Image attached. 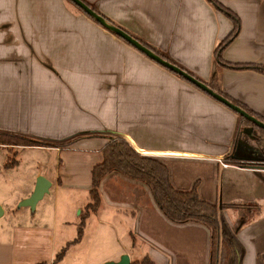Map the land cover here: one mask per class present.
Listing matches in <instances>:
<instances>
[{
	"label": "crops",
	"instance_id": "1",
	"mask_svg": "<svg viewBox=\"0 0 264 264\" xmlns=\"http://www.w3.org/2000/svg\"><path fill=\"white\" fill-rule=\"evenodd\" d=\"M85 1L199 79L216 72L225 95L264 119V74L217 66L212 50L231 21L206 0ZM217 1L239 20L221 58L264 65V0ZM235 125L229 108L67 0H0V130L48 141L80 135L62 147L26 146L54 152L46 176L54 210L35 219L22 217V206L15 209L13 223L0 226V264H102L123 253L130 261L147 255L154 264H209L208 229L170 222L144 183L117 171L102 178L100 205L89 211L82 237L54 262L77 235L79 215L91 201V170L117 135L162 162L175 189L195 185L209 203H255L236 233L239 264H264V166L225 160L250 161L232 154ZM0 148L11 153L22 146ZM45 163L35 175L48 169ZM5 211L0 204V217ZM221 214L232 225L236 212Z\"/></svg>",
	"mask_w": 264,
	"mask_h": 264
},
{
	"label": "trees",
	"instance_id": "2",
	"mask_svg": "<svg viewBox=\"0 0 264 264\" xmlns=\"http://www.w3.org/2000/svg\"><path fill=\"white\" fill-rule=\"evenodd\" d=\"M67 1L70 2L72 5H74L76 8H78L81 12H83L70 0ZM82 1L86 3L88 6H90L85 0ZM206 1L210 3L214 8L225 14L227 18L231 21V29L229 30L227 35L215 45V47L212 50V56L215 59L217 66L232 70H252L257 73L264 74V65L262 64L247 63V62L234 63V62L225 61L224 59L221 58L222 49L237 34L239 20L231 10L222 6L217 0H206ZM93 10L96 11L94 8ZM96 12L100 14L102 17H104L110 23L116 25L112 20L108 19L106 16L102 15L98 11ZM83 13L87 15L85 12ZM88 17L91 18L90 16ZM91 19L95 21L93 18ZM124 30L128 32L130 35H132L134 38H136L144 46H146L154 53L158 54L163 59H165L164 55L158 52L154 47H152L142 38L134 36L126 29ZM111 33L114 34L113 32ZM116 36L119 37L118 35ZM168 62L176 65L177 67L181 68L191 76L195 77L197 80L204 83L208 88H210L217 94L223 96L233 104L237 105L249 115L264 122V119H262L261 117L253 113L251 110L247 109L246 107L238 103L237 101L229 98L220 90L218 86V74L216 72H213L207 81H203L198 77L194 76L189 71L183 69L175 62L171 60H169ZM177 76L183 79L181 76L179 75ZM183 80L186 81L185 79ZM186 82L189 83L188 81ZM189 84L195 87L191 83ZM195 88L203 92L201 89L197 87ZM235 115H236V125L234 131L235 137L239 131V127L240 128L255 127L264 134L263 129L257 127L256 125L244 119L237 113H235ZM87 135L99 136L102 134L91 133ZM79 136L80 135H74L63 141H48L45 139H40L25 134L0 130V145L55 146V147L61 146L62 147L70 144ZM101 153H102L101 162L94 165L91 170V185L89 188V196L91 201L87 203V205L84 207L83 211L79 215L77 235L72 242L66 244L62 249H60L56 253L54 262L59 261L63 257L67 247L71 243L76 242L81 238L83 234L85 220L87 218L89 211L97 210V208L100 205L101 196L99 192V185L102 178L112 171H117L130 179L144 183L151 192L158 208L163 213L165 218L170 222L176 224L192 222V223L201 224L208 229L209 237H210L209 264H239L240 263V259L242 255V247L236 238V233L248 219V217L242 211V208L251 207V209L256 210L258 207L255 203L240 202V201L209 203L198 196L195 189V185H193L192 188H190L189 190L175 189L169 182L167 168L162 162H160L157 158L141 154L139 151L133 148V146L129 143V141L125 137L119 135L110 136L108 138V141L101 148ZM225 160H229L231 164H237V165L243 164V162H240L233 157H230L229 159L225 158ZM257 161L264 163V158L258 159ZM15 162L16 160L13 158L7 162V166L13 165ZM223 209H231L236 212V217L234 218L233 223L230 226L227 223H225V221L222 218L221 211ZM39 264H46V263H39ZM130 264H154V263L150 260V258L147 255H145L139 260L130 261Z\"/></svg>",
	"mask_w": 264,
	"mask_h": 264
},
{
	"label": "rangeland",
	"instance_id": "3",
	"mask_svg": "<svg viewBox=\"0 0 264 264\" xmlns=\"http://www.w3.org/2000/svg\"><path fill=\"white\" fill-rule=\"evenodd\" d=\"M231 150L232 154L236 156L249 159H262L264 158V134L255 127H239L237 136L232 142ZM16 151L10 153L7 149L0 148V204L6 207L5 214L0 217V226H7L13 223L15 219L14 211L18 209L20 201L24 199V197L21 199L20 196L30 190L31 187L34 188L38 176L46 178L52 168L51 162L53 164L56 163L54 152L51 151L31 149L26 146H22V148L16 149ZM13 158L18 162L7 166V162ZM44 162H49L44 164L48 169L42 171L39 175H35L36 170ZM242 165L252 166L253 164L243 162ZM254 165L264 166V163L258 161ZM59 197L62 198L61 194ZM54 203V191L49 190L38 201L34 209H31L29 206H22L20 208L22 209V217L38 219L45 211L51 215L54 210ZM248 208L251 209V207ZM248 208H242L244 214ZM222 218L225 221L224 217Z\"/></svg>",
	"mask_w": 264,
	"mask_h": 264
},
{
	"label": "water",
	"instance_id": "4",
	"mask_svg": "<svg viewBox=\"0 0 264 264\" xmlns=\"http://www.w3.org/2000/svg\"><path fill=\"white\" fill-rule=\"evenodd\" d=\"M72 3H74L77 7H79L83 12H85L88 16L93 18L96 22H98L102 27L105 29L113 32L114 34L118 35L120 38L128 42L130 45H132L134 48H136L138 51L152 59L153 61L157 62L158 64L162 65L163 67L167 68L168 70L176 73L177 75L181 76L183 79L194 85L195 87L201 89L203 92H205L207 95H209L214 100L218 101L225 107L229 108L234 113H237L244 119L250 121L257 127L264 130V122L256 119L255 117L249 115L246 113L243 109L238 107L237 105L233 104L223 96L217 94L210 88H208L204 83L197 80L195 77L191 76L181 68L177 67L176 65L166 61L158 54L154 53L152 50L144 46L142 43H140L136 38H134L132 35H130L128 32H126L124 29L120 28L119 26H116L109 21H107L104 17H102L100 14H98L96 11H94L90 6H88L86 3H84L82 0H70ZM50 186V181L46 179L44 176H38L37 180L35 182V186L33 188V191L31 194L22 199L19 203V206H29L31 209L35 208L36 203L43 197L45 193L48 192V188ZM102 264H130V257L127 253H123L120 255L118 260H112V261H105Z\"/></svg>",
	"mask_w": 264,
	"mask_h": 264
},
{
	"label": "flooded vegetation",
	"instance_id": "5",
	"mask_svg": "<svg viewBox=\"0 0 264 264\" xmlns=\"http://www.w3.org/2000/svg\"><path fill=\"white\" fill-rule=\"evenodd\" d=\"M233 158H236L238 161H240V159H238L237 157H233ZM244 161H241V162H248V163H251V164H255L256 162H258L257 160L258 159H250V161H248V159H243ZM252 165V166H253Z\"/></svg>",
	"mask_w": 264,
	"mask_h": 264
}]
</instances>
